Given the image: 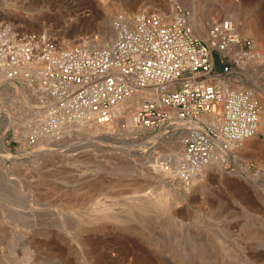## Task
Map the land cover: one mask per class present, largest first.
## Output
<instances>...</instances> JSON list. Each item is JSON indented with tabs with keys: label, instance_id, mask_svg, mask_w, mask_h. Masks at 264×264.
Returning <instances> with one entry per match:
<instances>
[{
	"label": "rangeland",
	"instance_id": "374dc122",
	"mask_svg": "<svg viewBox=\"0 0 264 264\" xmlns=\"http://www.w3.org/2000/svg\"><path fill=\"white\" fill-rule=\"evenodd\" d=\"M164 1L0 0V34L40 49L97 48L103 40L89 41L100 40L106 16L158 15ZM169 1L195 19L234 16L264 57V0ZM37 111L0 94V264H264V132L190 181L182 168L173 178L155 168L168 156L167 122L135 128L132 147H121L74 130L49 137Z\"/></svg>",
	"mask_w": 264,
	"mask_h": 264
},
{
	"label": "bare ground",
	"instance_id": "6f19581e",
	"mask_svg": "<svg viewBox=\"0 0 264 264\" xmlns=\"http://www.w3.org/2000/svg\"><path fill=\"white\" fill-rule=\"evenodd\" d=\"M164 7L158 15L140 10L106 16L100 40L89 41L103 40L97 48L80 43L76 50L40 49L37 42L1 33L0 94L15 92L37 107L35 118L48 126L41 128L49 137L74 130L76 136L95 133L96 144L109 139L132 147L128 140L135 128L167 122L168 156L155 168L165 178L180 176L182 168L194 181L222 154L229 158L235 146L253 148L248 142L264 132V105L258 103L264 57L256 42L252 46L240 34L234 16L210 21L207 15L195 19L184 6L174 9L169 0ZM17 79L24 83L16 85ZM124 110L130 112L126 117ZM159 135L144 145L155 144Z\"/></svg>",
	"mask_w": 264,
	"mask_h": 264
}]
</instances>
